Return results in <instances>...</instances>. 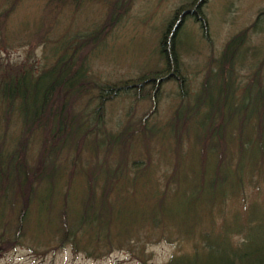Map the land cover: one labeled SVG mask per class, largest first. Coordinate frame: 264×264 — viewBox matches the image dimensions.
Returning <instances> with one entry per match:
<instances>
[{
	"label": "rangeland",
	"instance_id": "374dc122",
	"mask_svg": "<svg viewBox=\"0 0 264 264\" xmlns=\"http://www.w3.org/2000/svg\"><path fill=\"white\" fill-rule=\"evenodd\" d=\"M187 1L132 0L129 12L106 33L103 45L87 63L88 80L95 85L113 84L133 79L144 71L161 69L162 63L157 54L160 35L173 11ZM3 2L7 3L6 0H0V3ZM46 3L47 0H19L16 15L11 16L7 22L6 40L3 41L5 46L0 47V63L14 68L33 67V73L36 74L39 69L46 68L55 60L53 47L84 33L94 24L97 26L105 16L106 1L87 2L77 8L66 2L59 10L52 9L49 13L52 17L43 21L44 25L41 27H46L44 31H48V35L45 34L47 40L43 46L37 45L30 52L23 44L26 43V37L34 31L35 25H41ZM262 8L264 0H205L201 10L207 21L209 41L202 38L199 26L189 17L178 33L177 50L180 71L186 80V96L182 98L178 95L174 82L161 84L156 93V111L141 125L150 107L146 96L149 87L140 90L141 97L133 91L122 92L105 103L98 126L86 134L78 159L73 164L76 174L89 167L114 169L119 160L120 167L125 168L126 172H138L135 176H116L117 179L120 178L112 193L116 196L111 197V204L104 205L96 224L91 221V212L97 213L96 205L95 202L91 203L90 211L83 218L79 217L83 220L79 236L90 241L97 239L98 234L119 237V242L126 241L124 246L110 249L98 257L74 250L71 245L41 254L46 247L56 245L54 239L40 246L26 234L15 248L0 250V264H140L141 260L149 264H165L172 257L192 255L194 246L199 247L201 244L198 236L202 231L199 226L208 221L210 224L211 218L218 217L220 212L225 218L224 226L220 230L213 226L206 228H209L206 234L210 244L216 243L220 237L221 241L227 232L239 230L241 225L238 219L242 216L247 217V221L255 220L248 235L255 236L259 244L264 243V194L257 201L247 202L243 209L239 208L237 201L227 202L223 211L218 197H213L211 201L205 197L195 201L190 200L189 194L184 191L174 195L173 191L164 190L166 188L163 186V175L171 172L178 159L184 167L189 165L193 152L190 150L193 144L192 133H202V129L198 130L197 118L205 108L200 106L196 113L192 112L201 83L207 80L212 84L213 76L218 73L217 66L224 44L232 35L249 27ZM18 29L26 31L19 32ZM231 69V73L225 76L231 83L227 105L235 108L241 103L243 93L248 92L247 96H251L257 88L264 89V17L259 18L246 34V40ZM94 97V91L89 92L73 105L75 113L85 112L86 126L87 119L92 124L90 112L94 107ZM177 116L180 121L175 124ZM217 122L218 117L215 116L213 123ZM19 131L20 123L12 115L3 151L14 148ZM124 131L130 137L119 142L118 135ZM229 150L235 154L236 145L229 146ZM38 151V141L34 139L29 142L25 158L30 168L35 164ZM72 157L73 151H68L58 158L60 165L66 167V172L71 167L69 161ZM133 162L136 164L134 167ZM97 184L93 186V191L94 198L99 201L101 183ZM76 188L75 183L71 187L73 192H68V195L70 202L77 200L78 204L83 196L82 193H76ZM261 188L264 191V181ZM219 191L228 195L225 188H220ZM252 192L249 186L245 189L246 195ZM67 201L69 204V199ZM50 203L37 204V212L41 218L35 232L39 241L50 230L44 215L45 208ZM78 215L80 211L76 213ZM49 217L55 226L57 220L51 214ZM169 218L172 220L168 222ZM172 222L179 225L178 232L177 226ZM240 240L241 236L232 239L234 243Z\"/></svg>",
	"mask_w": 264,
	"mask_h": 264
},
{
	"label": "trees",
	"instance_id": "16d2710c",
	"mask_svg": "<svg viewBox=\"0 0 264 264\" xmlns=\"http://www.w3.org/2000/svg\"><path fill=\"white\" fill-rule=\"evenodd\" d=\"M6 1L7 3H0V47L5 46L3 41L6 40L7 22L11 16L16 15L19 4V0ZM98 1H106L104 18L97 26L92 25V30L90 28L53 47L55 60L51 65L39 69L34 74L33 67L14 68L0 63L2 251L15 248L26 234L40 246L54 239L56 245L46 247L41 254L47 250L54 252L64 245H71L74 250L98 257L110 249L124 246L126 241L119 242V237L99 234L94 241L83 240L79 236L83 220L79 217L83 218L85 213L90 211L91 203L95 202L97 213L91 212V221L96 224L104 205L111 204V197L116 196L112 194L120 179L116 176L128 174L135 176L138 171L131 174L126 172L125 168L120 167L119 160L114 169L89 167V170H80L76 174L73 170L74 161L78 159L86 134L96 128L101 121L105 103L120 93L133 91L141 97L140 90L149 87L146 96L150 107L141 123L155 113L156 93L161 84L174 82L179 91L178 95L182 98L186 96V80L180 71L177 50L178 33L186 18H191L199 26L202 38L209 41L207 21L201 10L205 0H188L173 11L160 35L157 54L158 60L162 63L161 69L144 71L133 79L113 84L95 85L87 78V63L103 45L106 33L129 12L132 0H47L42 11L41 25H35L34 31L26 37V43L23 45L31 52L37 45L45 44L47 40L45 34L48 35V31H44L46 27L41 26L44 25L45 19L52 17L49 14L52 9L57 11L66 2L77 8L87 2ZM262 17L264 8L258 10L254 22L249 27L232 35L226 41L217 66L218 73L213 76V82L211 78L209 79L212 84L207 80L201 83L192 112L196 113L200 106L205 108L197 118L198 130L202 129V133H192L193 144L190 150L193 152L189 165L184 167L182 161L178 159L171 172L163 175V186L166 188L164 190L173 191L174 195L184 191L189 194L190 200L195 201L203 197L211 201L213 197H218L223 211L227 202L237 201L239 208L243 209L247 202L257 201L264 194L261 190V183L264 181V89L257 88L251 96H247L248 92L243 93L241 103L232 108L227 105L231 83L225 77L232 71L231 65L246 40V34ZM92 91L95 93L94 107L90 112L92 124L87 119L86 126L85 112L75 113L73 105L80 97ZM91 100L90 98L89 101ZM13 110L15 111L12 112ZM12 115L16 122L20 123L19 136L12 150L3 151ZM215 116L218 117L217 123H213ZM178 119L177 116L175 124L179 123ZM179 126L181 128V125ZM125 137H130L126 131L118 135L119 142H124ZM34 139L38 141L39 151L34 166L30 168L26 163L25 153L29 142ZM234 145L235 154L229 150V146ZM68 151H73V157L69 161L71 167L66 172V167L60 165L58 158L63 152ZM135 165L133 162L132 167ZM97 182L101 183L99 201L98 198H94L93 191V186ZM75 183L76 193H82L83 196L78 204L77 200L70 202L68 195V192H73L71 187ZM248 186L253 192L246 195L245 189ZM220 188H225L228 195L225 196L223 191H219ZM40 202L51 203L46 206L44 214L50 230L42 237L43 240L39 241L35 228L40 224L41 217L37 212V204ZM76 206L77 209L73 210ZM78 211L80 215L76 216ZM49 214L57 220L55 226ZM224 219L223 213L220 212L218 217L211 218L210 224L209 221L207 224H201L199 229L202 233L198 236L201 244L199 247L194 246L192 255L172 257L165 264H264V243L259 244L255 236L248 235V231L255 225L254 219L247 221V217H240L239 230L227 232L221 241L220 237L216 243L210 244L206 231L212 226L220 230L224 226ZM169 220L172 218H169L168 222ZM172 223L177 226L178 232L179 225L176 222ZM166 224L167 222L163 225ZM207 226L209 228L206 230ZM235 236H241L237 243L232 241ZM134 239L138 240L137 237ZM140 264L149 263L141 260Z\"/></svg>",
	"mask_w": 264,
	"mask_h": 264
}]
</instances>
